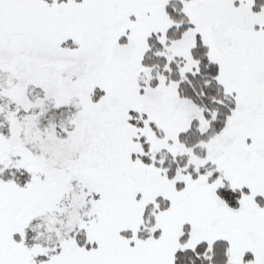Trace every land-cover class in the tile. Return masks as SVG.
<instances>
[{"label": "snow or ice", "instance_id": "1", "mask_svg": "<svg viewBox=\"0 0 264 264\" xmlns=\"http://www.w3.org/2000/svg\"><path fill=\"white\" fill-rule=\"evenodd\" d=\"M0 264H264V0H0Z\"/></svg>", "mask_w": 264, "mask_h": 264}]
</instances>
